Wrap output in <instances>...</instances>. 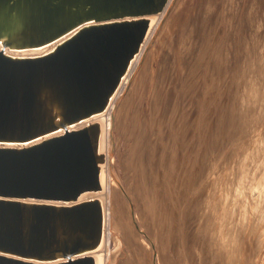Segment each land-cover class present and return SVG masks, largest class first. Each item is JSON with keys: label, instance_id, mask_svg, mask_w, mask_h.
<instances>
[{"label": "rangeland", "instance_id": "374dc122", "mask_svg": "<svg viewBox=\"0 0 264 264\" xmlns=\"http://www.w3.org/2000/svg\"><path fill=\"white\" fill-rule=\"evenodd\" d=\"M187 1L174 0L169 14ZM241 4L218 0L193 43L180 47L177 83L170 78L161 87L165 117L155 123L153 92L145 98L138 90L151 57L162 54L168 16L150 38L114 109L108 163L119 228L138 243L125 253L108 245L106 264H232L228 251L240 239L245 257L238 264H264V0ZM132 104L149 121L140 142L137 129L121 126Z\"/></svg>", "mask_w": 264, "mask_h": 264}, {"label": "water", "instance_id": "95a60500", "mask_svg": "<svg viewBox=\"0 0 264 264\" xmlns=\"http://www.w3.org/2000/svg\"><path fill=\"white\" fill-rule=\"evenodd\" d=\"M167 0H0V264H97L99 121ZM37 55L13 56L5 51Z\"/></svg>", "mask_w": 264, "mask_h": 264}, {"label": "bare ground", "instance_id": "6f19581e", "mask_svg": "<svg viewBox=\"0 0 264 264\" xmlns=\"http://www.w3.org/2000/svg\"><path fill=\"white\" fill-rule=\"evenodd\" d=\"M228 1L233 2V0H228ZM255 1H259V0H243V5H244V3H252ZM173 2H174V0H167L163 9L153 11V12H147V13H144V14L138 16V17H142V21L144 24L143 41H142L140 47L138 48L135 56L130 61L127 69L125 70V72L122 76V79H121L120 86H119L115 96L113 97V100L111 101L109 108L107 109L106 113L103 116L89 119L88 121H86L85 123H83L80 126V128H83V127L89 125V123H91V122L99 121L101 124V127H102V131H103V140H102V144H101V152H104V154H105V164L102 166L101 179L95 184L84 185L81 188V190L79 191V193L77 194L76 199H75L76 202H80V201L87 200L89 198L99 197L100 200L103 202L104 210H105V229H104L105 236H104V242H103L102 250H101L100 254L96 255L97 264H106V262H107L106 251L111 250V249H109L108 245L113 244L114 247H119L120 249H122V253H125L124 251H126V250L130 251V248L132 249L134 246H137V243H138L137 239L134 240V238L127 237L126 233H123V231L119 228L118 222L121 221V219L118 217V214L115 210V206H114L113 200H112L113 192L116 191V189H117L116 185H118L115 181L116 179H115L114 173L112 172V170L110 168L108 169V163L111 161V149L110 148H111L113 131H114V128H113L114 109L116 108V106L119 102V99L122 96V94L124 93L126 87L133 80L135 73L139 69V67H140V65L144 59L145 51H146V49L150 43V38L152 37L154 32L157 31V28L161 24L162 20L168 16V19H167V21H168V27H167L168 28V36L166 39L165 46L162 49V54H160L158 56L153 55L151 57L149 64H148V72L145 74V77L142 80L141 87L138 90V93H140V95H142L145 98L150 96V94L153 92V103H152V105L156 106V112H155V118L152 119V123H155L157 120L164 118L165 117L164 116L165 115V112H164L165 109H163V108L165 107V104H163V102H162V94H163L165 88L162 90H160V89L162 86L167 85V81L170 80V78H173V80H171L170 84L177 83L176 73L181 68V66H180L181 65L180 54H179L180 47L181 46L186 47L188 44L193 43V40L196 38V36L200 32L199 27L201 26V23H202L201 20L202 19L204 20L205 18L207 20L208 15H211V12L213 11V9L216 6H218V0H188L187 2H184V4L181 7L179 6V8L176 9V11L169 14L172 5H174ZM181 3H182V1H181ZM204 5H206L205 16H204V18H202ZM243 5L241 4L240 8H242ZM244 6H246V5H244ZM249 6L250 5L248 4L247 7H249ZM219 7L220 6H218V8ZM243 9H245V8H243ZM258 9H260V8H258ZM255 10H257V8ZM238 13H239L240 17L243 16V14H240L241 13L240 10L238 11ZM243 13H244V11H243ZM210 17H209V19H210ZM206 20H205V23H206ZM5 52L7 54H10L13 56L37 55V54L45 53L44 50L29 51V52H25V53L11 52L9 50H6ZM165 65H166V68H165ZM159 66H161V69L157 70V68ZM175 110H177V109H175ZM173 113H175V111ZM125 116H126V119L124 122H122L121 126H124V128H125L127 126V124H130L131 128L134 127V130L137 129L136 134H137L138 142L142 141L141 139H144V135H145V132L147 131L149 121L147 120L148 117L145 114V111L142 109L141 104H138V105L132 104V106L127 110ZM134 130H132L133 131L132 133H134ZM260 146L261 145H259V147ZM135 165L137 167L136 162H135ZM150 168H151V166H149V170L146 172L150 173ZM127 170H128V167H127ZM151 194H153V192ZM179 196L182 197L183 194L178 195V197ZM221 197H223V196H221ZM259 197L262 200L264 199V189L260 193ZM179 198H177V199H179ZM179 202H180V200H179ZM210 202H211V200H210ZM240 203H241V201H240ZM162 209H163V207H162ZM169 210L170 209H168V211ZM168 211H166V213H168ZM209 226H210V224H209ZM240 227H242V226L240 225ZM213 228H214V226L212 227V229ZM238 228H239V226H238ZM227 229L228 228H226V230ZM262 232H263V230L260 232L261 235H262ZM139 233H141V232H139ZM158 236H159V234H157V233L155 234V237L153 235V237H154L153 243H155L157 246H158L157 243H158V239H159ZM248 237L250 238V236H248ZM241 240L242 239L239 240L238 244H235V247L233 250L229 249V251H228L229 258L232 257V260L230 262L232 264H236V263L238 264L245 257L244 253H242L243 252V246H242L243 242H241ZM232 241L233 240H230L229 242H232ZM233 242L237 243V241H233ZM159 244H160V242H159ZM147 245H148L147 241H144L142 249L146 248ZM127 247H129V248L127 249ZM161 247H162V245L160 246V248ZM137 248L138 249H135V248L134 249L137 253V257L139 259H141L142 258L141 247H137ZM263 248H264V245H263ZM263 251L260 252V256L258 257V258H260L261 261H262ZM147 252H145V253H147ZM174 252H176V251H174ZM226 255H227V252H226ZM143 257H144V255H143ZM145 259H147V258L145 257ZM169 259H171V258H169ZM144 261H146V260H144ZM130 262H131V260H130ZM142 262H143V260H142ZM164 262L165 261H163V264H164ZM147 263H150V262H146L145 264H147ZM138 264H140V262ZM161 264H162V262H161Z\"/></svg>", "mask_w": 264, "mask_h": 264}]
</instances>
